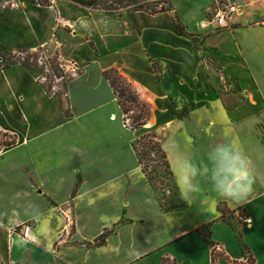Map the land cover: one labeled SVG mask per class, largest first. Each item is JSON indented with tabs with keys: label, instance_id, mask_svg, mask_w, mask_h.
Wrapping results in <instances>:
<instances>
[{
	"label": "crops",
	"instance_id": "1",
	"mask_svg": "<svg viewBox=\"0 0 264 264\" xmlns=\"http://www.w3.org/2000/svg\"><path fill=\"white\" fill-rule=\"evenodd\" d=\"M169 1L152 15L105 13L93 0H0V55L43 48L81 69L65 87L66 116L54 93L62 94L47 95L19 63L0 67V132L15 139L0 148V264H213V247L195 232L210 223L214 264H247L220 203L243 213L241 241L264 264V0H222L237 13L228 28L206 29L217 0ZM109 69L149 105L147 128L183 207L160 208L132 149L146 131L124 122ZM217 144L237 146L249 162L243 204L215 189ZM184 161L197 169L190 196L177 186Z\"/></svg>",
	"mask_w": 264,
	"mask_h": 264
},
{
	"label": "trees",
	"instance_id": "2",
	"mask_svg": "<svg viewBox=\"0 0 264 264\" xmlns=\"http://www.w3.org/2000/svg\"><path fill=\"white\" fill-rule=\"evenodd\" d=\"M94 2V9L100 10L105 13L109 14H121L122 12H146L152 15L164 13L171 8V3L169 0H93ZM45 4V3H44ZM179 27L184 30L182 25L176 20ZM29 49L26 48H19L18 53L28 52ZM21 64L25 70L29 72V74L38 81L39 77L44 75L42 69L38 68L35 62L32 60L31 55H27L24 60L19 59L16 54L12 52L4 53L0 55V67L2 69H6L14 64ZM52 69L54 74L58 77L59 71L55 61H52ZM153 70L157 75V78H161V73L158 64H153ZM105 79L109 82L110 87L116 97L118 106L123 115V120L126 125L129 127L131 131H137L142 129L150 119V109L149 105L140 99L139 95L133 88V86L127 82L116 69H109L103 72ZM71 80V79H70ZM69 80V81H70ZM39 82V81H38ZM66 84H63V88L66 87ZM42 89L47 95H53L54 92L50 91L46 86L41 84ZM60 104L63 108V112L66 116L69 113L65 110L63 100L61 99L60 95L54 93ZM174 108L176 112V117L179 120H182L187 117L188 111L186 107H182L181 110L177 109L176 103H174ZM132 112L134 115L129 117V113ZM128 121V123H127ZM4 134V133H3ZM4 137L10 138L8 142L3 144L1 147H9L15 144V139L13 136L4 134ZM132 149L135 153L137 162L140 166L141 172L146 177L149 185L153 189L156 194L157 202L160 208L165 211L169 212L175 208H180L184 206L183 201L180 199L177 187L174 182L173 174L170 169L169 162L167 160L166 153L164 152L160 142L157 140V136L155 132H146L145 134L138 137L132 144ZM153 164L159 166V168L163 171L161 176H158V181L160 179H167L171 181L173 189H174V197L175 199H171L168 205L162 203V200L165 199V194L162 193V196H157L158 188L154 184L153 176L151 175V170ZM176 200V201H175ZM217 210L221 215V219L223 221L232 222L234 220V211L228 209L225 203H220L217 206ZM212 224H208L203 226L201 229H196L195 232L198 234H202L204 236L205 241H207L212 247V263L215 262V246L214 243L208 240L207 235L211 231ZM20 229V228H18ZM17 229V230H18ZM235 236L239 241L242 249V254L247 260V264H255L253 256L249 249L242 243V235L240 231H237L233 228ZM109 230H104L102 235L96 240L99 244L104 243V239L106 235L109 233Z\"/></svg>",
	"mask_w": 264,
	"mask_h": 264
},
{
	"label": "clouds",
	"instance_id": "3",
	"mask_svg": "<svg viewBox=\"0 0 264 264\" xmlns=\"http://www.w3.org/2000/svg\"><path fill=\"white\" fill-rule=\"evenodd\" d=\"M229 131L225 128L223 134L228 135ZM209 159L213 164L212 179L217 193L236 204L246 202L252 190L253 177L249 162L239 148L232 144H217L210 151ZM196 174V167L184 161L181 173L177 174L181 195L190 196L196 191L192 182Z\"/></svg>",
	"mask_w": 264,
	"mask_h": 264
},
{
	"label": "built area",
	"instance_id": "4",
	"mask_svg": "<svg viewBox=\"0 0 264 264\" xmlns=\"http://www.w3.org/2000/svg\"><path fill=\"white\" fill-rule=\"evenodd\" d=\"M236 13L237 9L234 5H230L222 0H217L213 10L210 11L211 18L203 21L201 23V27L206 29L210 27L211 24H215L219 28H228L233 19V15ZM29 54L32 55V60L35 62L37 67L42 69L44 72V75L40 76L38 79L39 83H41V80L46 81L49 80V78H53L54 82L56 84L60 83V86L62 87L63 84L67 83L70 79L76 77L81 72V69L76 64L65 61L57 53L50 54L48 50H29L28 52L18 53L17 57L24 60V58ZM52 61H56L59 71L58 77L53 72L51 64ZM63 95L65 96V94ZM26 231H28L27 227L25 228V233Z\"/></svg>",
	"mask_w": 264,
	"mask_h": 264
},
{
	"label": "rangeland",
	"instance_id": "5",
	"mask_svg": "<svg viewBox=\"0 0 264 264\" xmlns=\"http://www.w3.org/2000/svg\"><path fill=\"white\" fill-rule=\"evenodd\" d=\"M39 1H40L41 4L44 5V1L45 0H39ZM179 12L182 15H185V18H187L189 16V14L191 13L190 10L187 9V7H185V6H180ZM39 50H45V49L42 48V49H39ZM12 53H14V54L17 55L18 54V50L13 51ZM29 55H31V54H29ZM38 56H39V54H38ZM55 63H56V61H55ZM40 84L46 86L52 92H58V93L62 94L60 96V97H62L61 99L62 100L65 99V96L63 95V94H65L64 93L65 92V88H63V86L61 87L60 86V83L59 84H56L54 82L53 78H49V80H46V81L45 80L44 81L41 80V83ZM179 107H181L180 104H179ZM133 115L134 114L132 112L129 113V117H131ZM127 123H128V121H127ZM147 125H149V123L146 124L142 129H144L146 132H150V131L154 132L153 131L154 129L153 128H149V127L147 128ZM3 135L4 134L2 132H0V146H2L3 144H5L6 142H8L9 139H10L8 137H4ZM225 136L228 137L229 140H232V139L236 138V136H237L236 130H233V131L230 130L229 131V134L228 135H225ZM234 142L235 141H233V143ZM162 174H163V171L159 168V166L156 165V164H153L152 170H151V175L154 178V180H153L154 184L158 188L157 196L161 197L162 196V193H164L165 194V199L162 200V203L165 204V205H168V203L171 201V199H175V197L173 195V193L175 191L173 189V186H172L171 181H169L167 179H163V177H162V179L159 178L160 179V182L158 181V178L157 177L158 176H161ZM233 217H234V220L231 222V224L233 225V228L235 230L239 231V229L241 227V221L239 220V217L242 218V217H244V215H243V213L241 211H239V213L238 214H234ZM65 219H67L66 216H65Z\"/></svg>",
	"mask_w": 264,
	"mask_h": 264
}]
</instances>
